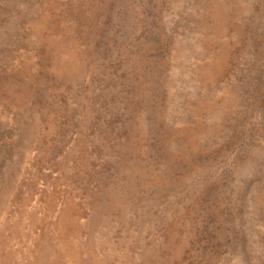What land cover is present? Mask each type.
<instances>
[{
	"label": "rangeland",
	"instance_id": "1",
	"mask_svg": "<svg viewBox=\"0 0 264 264\" xmlns=\"http://www.w3.org/2000/svg\"><path fill=\"white\" fill-rule=\"evenodd\" d=\"M0 264H264V0H0Z\"/></svg>",
	"mask_w": 264,
	"mask_h": 264
}]
</instances>
